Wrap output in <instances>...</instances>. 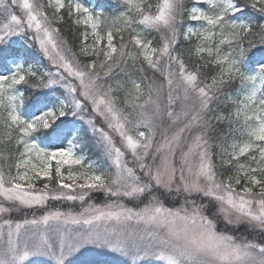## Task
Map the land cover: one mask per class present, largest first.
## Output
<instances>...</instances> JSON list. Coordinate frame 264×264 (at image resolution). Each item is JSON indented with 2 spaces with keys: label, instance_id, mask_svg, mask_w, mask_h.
Masks as SVG:
<instances>
[{
  "label": "snow or ice",
  "instance_id": "1",
  "mask_svg": "<svg viewBox=\"0 0 264 264\" xmlns=\"http://www.w3.org/2000/svg\"><path fill=\"white\" fill-rule=\"evenodd\" d=\"M32 257L264 264V0H0V264Z\"/></svg>",
  "mask_w": 264,
  "mask_h": 264
},
{
  "label": "trees",
  "instance_id": "2",
  "mask_svg": "<svg viewBox=\"0 0 264 264\" xmlns=\"http://www.w3.org/2000/svg\"><path fill=\"white\" fill-rule=\"evenodd\" d=\"M85 2L88 3L89 5H91L93 3L94 6L99 7V6H106L110 2V0H85ZM151 2L155 3L156 0H151ZM105 11L111 13L112 9L105 7ZM15 39L17 41V45H23L22 39H20V38H15ZM25 47H27V46L25 45ZM29 51L36 53L37 59H40L43 61V64H42L43 67L51 68V66L48 64V61L46 60V58H43L42 54H40L36 48H29ZM237 87H238L237 85L233 86V94H235L234 90ZM26 95H27V93H26ZM57 95H59V91L57 92ZM230 107H231V105H229V108ZM221 128H223L224 130H227V125H222ZM237 138L239 139L238 136H237ZM76 142L81 143L83 145L82 151L89 158V160L97 161V162H105L103 155H102V152L100 151L98 146H96V144H95V138H93L91 135L82 134L81 137ZM94 202H96L98 204H102V203L106 202V198L103 195H97L94 198ZM180 202H182V201H180ZM166 203L171 204L172 202L166 201ZM51 204H52V206H57V207H60L62 209L75 210V209L79 208V204L77 202L76 203H72V202H51ZM177 206H178V204H177ZM221 227H223L222 224H221ZM228 231H235V234L239 235L241 233H245V228H244V226H241L239 229L233 230V229H231V227H229ZM253 235L254 234H249V238L251 239ZM82 259L109 260V261L116 262V261L123 260L125 258L115 257V256L105 257V256H97L95 254H89L87 257H82ZM142 264H153V263L149 260H145L142 262Z\"/></svg>",
  "mask_w": 264,
  "mask_h": 264
},
{
  "label": "rangeland",
  "instance_id": "3",
  "mask_svg": "<svg viewBox=\"0 0 264 264\" xmlns=\"http://www.w3.org/2000/svg\"><path fill=\"white\" fill-rule=\"evenodd\" d=\"M90 6H94V4H91ZM51 70L55 71L54 68H52ZM68 119L71 120L73 118L69 117ZM99 163L102 166L106 167L105 162H99ZM43 182L44 181H40L38 184V187L42 186ZM77 203L79 204V202ZM54 207H57V206H54ZM64 210H68V209H64ZM80 210H81V207L79 205V208L75 209L74 211H80ZM24 217L31 218V213L30 212H13L11 218L14 220H22ZM30 261H31V264H54V262L50 261L48 258H45V257H32L30 258ZM149 261H151L153 264H157V262H155L154 260L149 259Z\"/></svg>",
  "mask_w": 264,
  "mask_h": 264
}]
</instances>
